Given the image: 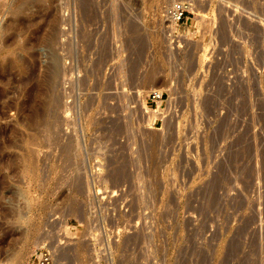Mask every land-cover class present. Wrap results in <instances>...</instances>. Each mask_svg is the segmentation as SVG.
Masks as SVG:
<instances>
[{"label":"rangeland","instance_id":"rangeland-1","mask_svg":"<svg viewBox=\"0 0 264 264\" xmlns=\"http://www.w3.org/2000/svg\"><path fill=\"white\" fill-rule=\"evenodd\" d=\"M175 1L0 0V262L264 264V0Z\"/></svg>","mask_w":264,"mask_h":264},{"label":"built area","instance_id":"built-area-1","mask_svg":"<svg viewBox=\"0 0 264 264\" xmlns=\"http://www.w3.org/2000/svg\"><path fill=\"white\" fill-rule=\"evenodd\" d=\"M191 2L186 0L175 1L172 4L166 6L163 11V17L167 22V29L171 30L176 25H180L188 18L187 14L191 9ZM165 92L157 89L150 90L147 94V99L162 109L165 104ZM165 99V100H164ZM160 101H163L160 103ZM53 261L52 253L49 248L44 246L37 248L32 253L30 264H51ZM0 264H4L0 262Z\"/></svg>","mask_w":264,"mask_h":264},{"label":"bare ground","instance_id":"bare-ground-1","mask_svg":"<svg viewBox=\"0 0 264 264\" xmlns=\"http://www.w3.org/2000/svg\"><path fill=\"white\" fill-rule=\"evenodd\" d=\"M20 9V8H19ZM51 38V37H50ZM52 39V38H51ZM52 41V40H51ZM56 71V70H55ZM53 75V74H52ZM53 78V77H52ZM54 80V79H53ZM53 83V82H52ZM47 86V85H46ZM51 86H49V88H50ZM49 96V95H48ZM42 97V96H41ZM52 98V97H51ZM53 99V98H52ZM50 101V100H49ZM47 102H48V100H47ZM51 102V101H50ZM49 102V103H50ZM52 103H53V101H52ZM43 104V103H42ZM48 104V103H47ZM54 116V115H53ZM41 243V242H40ZM40 243H38V244H40Z\"/></svg>","mask_w":264,"mask_h":264}]
</instances>
